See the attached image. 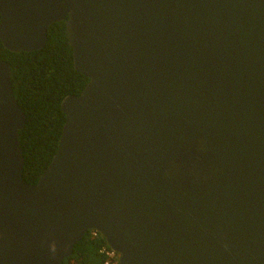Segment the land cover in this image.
<instances>
[{"label": "water", "instance_id": "95a60500", "mask_svg": "<svg viewBox=\"0 0 264 264\" xmlns=\"http://www.w3.org/2000/svg\"><path fill=\"white\" fill-rule=\"evenodd\" d=\"M58 22L88 82L36 184L0 62V264H264V0H0L10 52Z\"/></svg>", "mask_w": 264, "mask_h": 264}, {"label": "trees", "instance_id": "16d2710c", "mask_svg": "<svg viewBox=\"0 0 264 264\" xmlns=\"http://www.w3.org/2000/svg\"><path fill=\"white\" fill-rule=\"evenodd\" d=\"M0 62L10 68V85L21 111L24 128L18 132L23 158V179L36 184L54 155L65 120L60 102L78 96L88 79L73 67L72 50L64 33V23L47 29L44 47L31 52H10L0 42ZM105 245L88 231L76 243L72 254L61 264H101L98 249Z\"/></svg>", "mask_w": 264, "mask_h": 264}, {"label": "built area", "instance_id": "2783aa9c", "mask_svg": "<svg viewBox=\"0 0 264 264\" xmlns=\"http://www.w3.org/2000/svg\"><path fill=\"white\" fill-rule=\"evenodd\" d=\"M99 234L95 231H90L91 237H97ZM98 254L103 257L101 264H118L119 255L113 252L106 244L98 249Z\"/></svg>", "mask_w": 264, "mask_h": 264}]
</instances>
